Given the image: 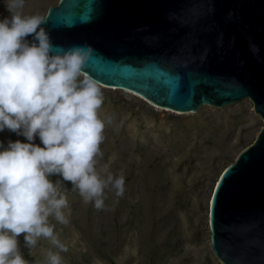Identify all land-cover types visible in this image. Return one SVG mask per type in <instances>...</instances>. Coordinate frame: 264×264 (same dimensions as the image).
<instances>
[{
	"label": "water",
	"instance_id": "water-1",
	"mask_svg": "<svg viewBox=\"0 0 264 264\" xmlns=\"http://www.w3.org/2000/svg\"><path fill=\"white\" fill-rule=\"evenodd\" d=\"M45 17L54 46H92L101 85L182 113L249 98L264 120V0H60ZM209 225L224 264H264V127L221 173Z\"/></svg>",
	"mask_w": 264,
	"mask_h": 264
},
{
	"label": "rangeland",
	"instance_id": "rangeland-1",
	"mask_svg": "<svg viewBox=\"0 0 264 264\" xmlns=\"http://www.w3.org/2000/svg\"><path fill=\"white\" fill-rule=\"evenodd\" d=\"M60 0H25V15L46 16ZM0 0V20L9 17ZM100 84V83H99ZM101 118L111 116L101 144L98 167L125 176V191L106 190V210L84 204L71 182L54 175L68 200L67 225L50 217L67 252L63 264H224L213 252L209 202L223 170L254 143L264 120L246 98L223 107L202 106L198 112L175 113L154 106L131 91L101 85ZM27 143L5 129L0 143ZM43 147L39 137L33 141ZM0 150H3L0 148ZM28 264H46L48 240L33 248L18 237Z\"/></svg>",
	"mask_w": 264,
	"mask_h": 264
},
{
	"label": "clouds",
	"instance_id": "clouds-1",
	"mask_svg": "<svg viewBox=\"0 0 264 264\" xmlns=\"http://www.w3.org/2000/svg\"><path fill=\"white\" fill-rule=\"evenodd\" d=\"M24 5L25 0H6L10 16L0 20V131L28 141L0 143V264H28L19 250L21 234L27 248L48 240L59 251L49 250L46 264H63L60 253L68 249L50 217L67 225L68 200L61 182L50 177L71 182L84 204L106 210V190L122 197L125 176L98 167L112 117L101 118L103 91L83 71L94 49L54 46L41 27L46 17L25 15ZM36 137L43 147L33 142Z\"/></svg>",
	"mask_w": 264,
	"mask_h": 264
},
{
	"label": "bare ground",
	"instance_id": "bare-ground-1",
	"mask_svg": "<svg viewBox=\"0 0 264 264\" xmlns=\"http://www.w3.org/2000/svg\"><path fill=\"white\" fill-rule=\"evenodd\" d=\"M112 89H117V88H112ZM122 90V89H121ZM128 91V90H127ZM134 93V92H133ZM136 94V93H135ZM138 95V94H137ZM145 99V98H144ZM146 100V99H145ZM148 101V100H147ZM149 102V101H148ZM151 103V102H150ZM151 104H153V103H151ZM154 106H157V105H155V104H153ZM157 107H159V106H157ZM159 108H162V107H159ZM162 109H164V110H170V109H166V108H162ZM171 111H173V110H171ZM173 112H175V113H179V114H181L182 112H177V111H173ZM193 113V112H192ZM209 205H210V202H209Z\"/></svg>",
	"mask_w": 264,
	"mask_h": 264
}]
</instances>
